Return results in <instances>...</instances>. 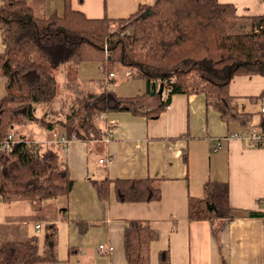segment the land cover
Masks as SVG:
<instances>
[{
    "label": "trees",
    "instance_id": "trees-1",
    "mask_svg": "<svg viewBox=\"0 0 264 264\" xmlns=\"http://www.w3.org/2000/svg\"><path fill=\"white\" fill-rule=\"evenodd\" d=\"M62 1V12L43 16L36 15L28 0L0 4L5 45L0 74L3 71L14 87L0 99V146L13 134L10 148L0 149V197L5 202L29 201L38 211L44 201L61 199V212L67 210L74 180L64 158L66 146L61 141L47 143L32 138L25 131L30 122L58 137L76 134V139L88 143L101 141L110 130L106 127L113 126L102 115L129 111L158 118L174 93H203L227 123L239 121L247 126L252 121L251 114L239 111L229 85L237 75H264V14L256 19L257 26L251 32L237 33L233 26L240 17L235 6L219 0H157L141 4L129 17L120 19L90 18L74 9L72 0ZM92 57L100 59L104 68L120 63L134 69L135 76L147 80V89L120 96L106 85L115 80V76H108L98 91L88 90L67 112L63 106L59 111L53 108L63 117L50 120L44 106L55 104V70L66 65L78 72L84 60ZM161 83L165 84L166 97L156 107H144L149 96H159ZM37 106L44 107L40 116ZM160 181L153 177L92 178L100 199L109 198L114 183L117 199L122 202L159 200ZM235 215L225 181L209 179L202 197H189L191 219L214 223ZM80 225L85 231L87 224ZM158 236L148 220H128L124 234L128 264H150V246ZM57 245L58 226L51 222L46 225L42 252L38 236L5 241L0 244V264L51 262L57 259ZM161 259L168 260L167 252H162Z\"/></svg>",
    "mask_w": 264,
    "mask_h": 264
},
{
    "label": "crops",
    "instance_id": "crops-1",
    "mask_svg": "<svg viewBox=\"0 0 264 264\" xmlns=\"http://www.w3.org/2000/svg\"><path fill=\"white\" fill-rule=\"evenodd\" d=\"M5 1L0 0V4ZM156 1L72 0V6L90 18L120 19L129 17L141 4ZM219 2L235 6L240 17L233 26L237 33L251 32L257 26L256 19L264 14V0ZM3 46L0 26L1 50ZM229 91L239 111L251 114L247 126L223 121L203 93H174L158 118L111 112L108 117L114 122L108 123L113 126L106 127L110 130L101 141L75 139L64 149L74 180L64 213L58 211V205L56 215L47 211L58 199L44 201L37 211L29 201L7 203L0 197V244L41 236L42 252L46 225L55 222L57 259L35 264H128L124 245L128 220L146 219L159 232L150 246V264H264V147L253 145L250 137V130H261L264 123V75H237ZM165 97L166 92L162 98L151 95L144 107H156ZM44 107H38V115ZM32 126L30 122L25 129L32 138L57 142V134L52 137L43 126L37 124L36 131ZM236 133L242 137L232 136ZM217 138L221 147L213 151ZM109 154L113 162L101 163L100 158ZM107 176L160 178L161 198L122 202L112 183L109 198L102 200L92 178ZM209 179L228 183L234 217L214 223L189 217V197H202ZM250 211L261 215H250ZM80 222L87 224L85 231ZM39 223L40 232L36 228ZM110 246L112 250H108ZM162 252H167V261L161 259Z\"/></svg>",
    "mask_w": 264,
    "mask_h": 264
},
{
    "label": "rangeland",
    "instance_id": "rangeland-1",
    "mask_svg": "<svg viewBox=\"0 0 264 264\" xmlns=\"http://www.w3.org/2000/svg\"><path fill=\"white\" fill-rule=\"evenodd\" d=\"M28 1L29 4L34 8L37 16L50 15L55 10L62 12L63 9L62 0ZM2 50L0 48V54ZM80 66L81 67L77 69L78 72H76V68L74 70H71V68L74 67L69 68L66 65L61 66L60 68L55 70V74L57 76L58 94L56 96V99L54 100V107H49L47 105L45 106V112L48 113L47 117L50 120H57L58 118L63 117L61 115V117H59V114L57 115L56 113H54V111L52 110L53 108H57V111H59L63 110L61 109V106H63L64 110L67 112V110L71 107L73 101L78 97L83 96L88 92V90L98 91L100 89L101 81L110 76V71L116 73V76L114 78L115 80H110V83H106V85L110 89H113L120 96L137 95L147 89V80L145 78L135 76V72L133 71L134 69L125 68L120 63H112L106 65L104 68L100 59L92 57L89 59H85ZM130 71H133V75L128 76L127 73ZM8 80V76L2 71V75L0 74V99L6 96L9 91H14L12 82L11 84H9ZM38 107L39 106L36 107V111H40ZM31 128H34V130L36 131L37 124L33 123V126ZM60 204H63V201L61 199L48 207V213H50V215H56L55 210L58 207V211H60ZM39 239L41 241L42 237L40 236Z\"/></svg>",
    "mask_w": 264,
    "mask_h": 264
},
{
    "label": "built area",
    "instance_id": "built-area-1",
    "mask_svg": "<svg viewBox=\"0 0 264 264\" xmlns=\"http://www.w3.org/2000/svg\"><path fill=\"white\" fill-rule=\"evenodd\" d=\"M109 75L111 77L112 76L114 77V76H116V73L115 72H113V73L111 72ZM127 75L130 76L131 75V71L128 72ZM261 112H262V114H264V105L261 108ZM102 118H107L108 119L109 117H108L107 114H104V115H102ZM109 122H114V120L109 118ZM232 136H234V137L235 136H241L242 137V134L236 133V134H233ZM250 137H251L253 145L264 147V123H263V128L261 130L251 129L250 130ZM76 138H77L76 134H73L72 138H68L66 136H61V137L57 136L56 141L57 142L61 141L66 146L70 141L75 140ZM11 139H13V134L12 133L9 134V140H11ZM9 140L6 143H3L0 146V149H3V148L9 149L10 148ZM220 147H221V140H220V138H217L215 140V142L213 143L212 150L213 151H217ZM113 160H114V157L112 155H110V154L107 155L106 157L100 158V162L101 163H103V162L111 163V162H113ZM36 228H37V231L40 232V230L42 228L41 224L40 223L36 224ZM104 247H105L104 244L100 245L101 249H104ZM112 249H113L112 246H110L108 248V250H112Z\"/></svg>",
    "mask_w": 264,
    "mask_h": 264
},
{
    "label": "water",
    "instance_id": "water-1",
    "mask_svg": "<svg viewBox=\"0 0 264 264\" xmlns=\"http://www.w3.org/2000/svg\"><path fill=\"white\" fill-rule=\"evenodd\" d=\"M164 86H165V84H164V83H161V84H160V87H159V90H158V94H159V96H160L161 98L163 97Z\"/></svg>",
    "mask_w": 264,
    "mask_h": 264
}]
</instances>
